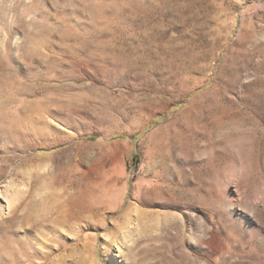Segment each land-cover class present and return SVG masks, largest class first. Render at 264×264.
Segmentation results:
<instances>
[{
  "label": "rangeland",
  "instance_id": "374dc122",
  "mask_svg": "<svg viewBox=\"0 0 264 264\" xmlns=\"http://www.w3.org/2000/svg\"><path fill=\"white\" fill-rule=\"evenodd\" d=\"M9 185L0 264H264V0H0Z\"/></svg>",
  "mask_w": 264,
  "mask_h": 264
},
{
  "label": "bare ground",
  "instance_id": "6f19581e",
  "mask_svg": "<svg viewBox=\"0 0 264 264\" xmlns=\"http://www.w3.org/2000/svg\"><path fill=\"white\" fill-rule=\"evenodd\" d=\"M35 136H36V133H33V131L31 130V128L30 127H21V128H18L16 131H15V138L20 142H22V141H24L25 142V144H29L30 146L31 145H33L34 143H35V140H34V138H35ZM24 144V146H26ZM36 144V143H35ZM22 147H23V144H22ZM27 147V146H26ZM32 147V146H31ZM39 175V174H38ZM37 175V176H38ZM35 177V176H34ZM40 177V176H39ZM60 177V176H59ZM59 177L57 176V174H55V175H45V174H42L41 175V178H43V179H49L50 178V184H52V185H57V186H59V184H61L62 185V181H63V179H59ZM35 178H37V177H35ZM34 179V178H33ZM38 179V178H37ZM35 181V180H34ZM34 181H32V182H34ZM68 187H66V186H62V187H64L63 189H64V191H63V193L62 194H59L58 193V195H60V197H62L64 200L65 199H67L68 200V198L71 200V198H72V196H74V194L72 193V190L75 188V186H76V179L75 180H69L68 181ZM31 185H32V183H31ZM30 185V186H31ZM32 186H34V185H32ZM11 185H9V186H7V187H5L4 189H1L0 190V193H1V195L3 196V198L5 199V201H6V205H7V208H8V210L12 207V205H13V203H14V201H16L15 200V195H17V193L15 194L14 192L15 191H13L12 189H11ZM32 189V188H31ZM53 189H57L55 186H54V188ZM61 189V188H60ZM35 189L33 188V191H34ZM62 190V189H61ZM36 191V190H35ZM36 192H38V191H36ZM35 192V193H36ZM33 193V192H32ZM34 193V194H35ZM37 194H39V193H37ZM53 194V193H52ZM36 195V194H35ZM35 195H33V197H36ZM55 195V194H54ZM21 196V195H20ZM53 196V195H52ZM56 196V195H55ZM33 197H32V202H33ZM54 197V196H53ZM44 198H46L45 196H44ZM56 198V197H55ZM47 199V198H46ZM75 198H73L72 200H74ZM31 201V200H30ZM35 201V200H34ZM32 202H29V203H31L32 204ZM68 202V201H67ZM38 203V202H37ZM31 204H28V205H31ZM51 208V207H50ZM54 208V207H53ZM57 208V207H56ZM55 208V212H53V213H50L49 211H48V214H52V216H53V214H55L56 213V209ZM1 205H0V239H3L4 241H3V244H1L0 246H5L6 245V241H8V240H10V239H15V236H17V240H18V242L20 241V242H24V236H25V234H27V233H29L30 231H31V229H33V228H36V227H43L44 226V228H45V230L46 231H51V229H53V227H55V226H58V225H63V223H64V217H62V215H61V212H60V210H58V212H57V214H55V216H53V218H50V219H47L46 221H50V223H47V224H45L43 221H44V219H43V221H40L39 219H41V218H43L42 217V215H37L38 216V218H34V220H39L40 222H38V223H34L33 225H32V227H31V225L30 226H26L27 224H31V222H30V220H31V216H29V218H28V220H25V221H23V220H18L17 218V215H16V220L14 219V217L12 216V215H8V216H3V214H2V212H1ZM47 209H49V207L47 208ZM51 210V209H50ZM43 212H44V209L42 210ZM40 212V211H39ZM42 212V213H43ZM52 212V211H51ZM9 213H11V212H8V214ZM47 214V213H46ZM64 218V219H63ZM66 221V220H65ZM40 223H41V225H40ZM44 223V224H43ZM16 226V227H15ZM17 227H20L21 228V230H22V232L23 233H25L24 235H20L19 233H18V229H17ZM45 232V231H44ZM14 235V236H13ZM42 235V234H41ZM27 236V235H26ZM10 237V238H9ZM24 237V238H23ZM1 242H2V240H0ZM27 242V241H26ZM26 242H25V244H26ZM12 255H10V256H6V260L5 261H7L8 263L9 262H13L14 260L12 259V257H11ZM44 261H46V260H44ZM44 263V262H43ZM43 263H38V264H43ZM10 264V263H9Z\"/></svg>",
  "mask_w": 264,
  "mask_h": 264
}]
</instances>
